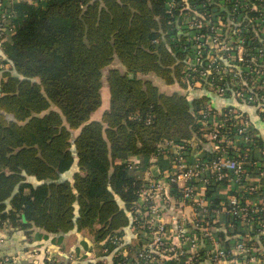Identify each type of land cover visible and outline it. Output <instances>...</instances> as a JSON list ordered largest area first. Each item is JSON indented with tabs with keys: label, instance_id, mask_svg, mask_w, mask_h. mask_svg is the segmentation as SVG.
<instances>
[{
	"label": "trees",
	"instance_id": "trees-1",
	"mask_svg": "<svg viewBox=\"0 0 264 264\" xmlns=\"http://www.w3.org/2000/svg\"><path fill=\"white\" fill-rule=\"evenodd\" d=\"M167 1L42 0L7 9L13 33L0 43V228L86 233L110 251L109 239L131 225L142 173L159 146L202 141L198 113L211 98L198 90L166 95L146 78L190 83L186 3L169 13ZM187 2L213 21L223 18L233 33L228 19L238 18L240 0ZM243 37L258 48L249 33ZM114 61L122 71L110 67ZM104 86L108 108L91 120ZM130 157L141 166L119 163Z\"/></svg>",
	"mask_w": 264,
	"mask_h": 264
},
{
	"label": "built area",
	"instance_id": "built-area-1",
	"mask_svg": "<svg viewBox=\"0 0 264 264\" xmlns=\"http://www.w3.org/2000/svg\"><path fill=\"white\" fill-rule=\"evenodd\" d=\"M41 1L0 0V43L13 33L10 5ZM179 5L194 46L193 63L185 68L188 91H202L224 104L216 107L209 100L199 111L202 141H166L159 146L149 166L160 156L168 165L157 176L151 170L144 174L128 213L134 242L125 244L116 234L109 239L110 251L103 252L112 256L111 264H197L203 259L211 264H264V149L240 110L252 107L264 121V0H240L238 18L228 19L236 26L231 35L225 32L223 18L213 21L187 0L166 3L169 13ZM248 33L257 49L246 45L243 35ZM204 62L205 67H196ZM190 154L192 163L187 161ZM124 165L130 170L139 167L128 159ZM212 189L227 190L219 207L207 197ZM225 222L231 239H236L230 246H223L213 231Z\"/></svg>",
	"mask_w": 264,
	"mask_h": 264
},
{
	"label": "crops",
	"instance_id": "crops-1",
	"mask_svg": "<svg viewBox=\"0 0 264 264\" xmlns=\"http://www.w3.org/2000/svg\"><path fill=\"white\" fill-rule=\"evenodd\" d=\"M117 69L122 71L120 65ZM146 78L152 80L158 90L166 95L178 93L186 97L190 94L188 85L185 83L184 79H181L184 86H181L179 83H174L173 86H166L158 78L157 81H155L156 77L153 75H147ZM103 93H105V95H103ZM101 96V106L91 115V120H98L103 111L108 108L109 94L106 86L102 88ZM208 97H210L211 100H216L211 96ZM223 102L222 100H217L214 101V104L218 107L223 104ZM227 102L225 101V103ZM228 103L234 104L233 101H229ZM240 110L248 116L252 128L254 129L255 136L260 142L258 144H261L260 147L264 149V121L252 107L240 106ZM192 141H196L195 137L190 142ZM128 160L138 163L139 167L141 166L140 160L137 157H130ZM187 161L192 163L193 154H190ZM124 162L125 160L119 161V163L123 164ZM156 164L150 167L148 161V166L143 171L141 178L143 179L144 174L153 168H157V172L166 169L168 165L167 158L165 156L158 157ZM226 196V189H212L210 193L207 194V197L213 201L214 207H219L221 203H223V200H226ZM172 214V212H169L167 220L172 219ZM213 231L223 246H230L234 243V240H236L231 239L233 234L228 229L215 227ZM119 235L122 237L125 244L134 242L135 234L131 232V226L127 229H123L122 235L121 232H119ZM99 262L111 264L112 256L104 253L103 248H96L95 245L90 242V237H83L82 233L73 231L68 234H51L40 229H32L26 234V232L13 230L8 227L0 228V264H97ZM197 264L211 263L208 259H203Z\"/></svg>",
	"mask_w": 264,
	"mask_h": 264
},
{
	"label": "rangeland",
	"instance_id": "rangeland-1",
	"mask_svg": "<svg viewBox=\"0 0 264 264\" xmlns=\"http://www.w3.org/2000/svg\"><path fill=\"white\" fill-rule=\"evenodd\" d=\"M110 67H116V68H118V67H119V64L117 63V61H114ZM105 72H106V70L103 71V75L105 74ZM102 81L104 82V78H103ZM155 81H157V78L155 79ZM103 88H104V87H103ZM103 95H105V93H103ZM82 236H83V237H84V236L87 237L88 235H87L86 233H82Z\"/></svg>",
	"mask_w": 264,
	"mask_h": 264
},
{
	"label": "water",
	"instance_id": "water-1",
	"mask_svg": "<svg viewBox=\"0 0 264 264\" xmlns=\"http://www.w3.org/2000/svg\"><path fill=\"white\" fill-rule=\"evenodd\" d=\"M151 171L153 172L154 176H157V174H158L157 168H153V169H151ZM23 220H24V218H23Z\"/></svg>",
	"mask_w": 264,
	"mask_h": 264
}]
</instances>
